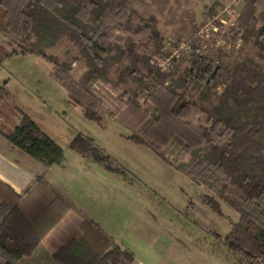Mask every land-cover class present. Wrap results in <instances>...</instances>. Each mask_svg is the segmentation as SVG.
Instances as JSON below:
<instances>
[{
	"label": "trees",
	"instance_id": "trees-1",
	"mask_svg": "<svg viewBox=\"0 0 264 264\" xmlns=\"http://www.w3.org/2000/svg\"><path fill=\"white\" fill-rule=\"evenodd\" d=\"M217 5L210 0L205 16ZM128 9V0H0V32L18 48L4 50L0 62L18 53L39 56L52 65L70 101L101 127L102 101L92 87L97 82L115 90L125 87L121 113L134 128L127 138L211 191L202 199L214 210L220 211V200L234 208L239 218L224 244L264 264V0H245L230 30L232 37L258 49L255 57L227 64L220 52L217 61L192 52L165 71L139 54L130 38L123 45L107 39V28L113 22L122 27ZM148 19L157 25L153 15ZM189 22L194 35L198 25L194 17ZM152 36L159 51L164 37L156 31ZM60 42L74 47L72 60L49 52ZM73 62L84 66L76 80L70 75ZM6 84L0 83V90ZM219 86L224 89L218 94ZM15 109L18 122L12 129L0 128V134L44 164L61 162L63 152L55 141ZM168 146L178 147L187 160H171L164 153ZM39 188L48 191L46 198ZM71 204L41 176L20 192L0 179V264H132L133 253L98 223L69 215Z\"/></svg>",
	"mask_w": 264,
	"mask_h": 264
},
{
	"label": "rangeland",
	"instance_id": "rangeland-1",
	"mask_svg": "<svg viewBox=\"0 0 264 264\" xmlns=\"http://www.w3.org/2000/svg\"><path fill=\"white\" fill-rule=\"evenodd\" d=\"M208 2L128 0L130 9L122 19L124 25L113 22L107 28V39L123 45L130 38L137 52L151 61L158 52L152 32L163 36L164 43L191 38L194 35L189 20L195 14L202 18ZM150 15L155 17L156 26L148 19ZM13 49L18 50L12 39L0 32V54ZM66 50L69 55L64 54ZM49 52L69 60L77 55L66 42H60ZM257 52L255 46L242 42L239 50L223 55L222 61L231 64L244 56L255 57ZM52 69L51 64L32 53L14 54L0 62V83H7L5 90H0V128L12 129L18 122L17 106L63 152L61 162L44 164L15 148L20 157L19 171L33 173V181L41 176L67 196L81 209L71 204L68 214L98 223L115 243L133 253L132 264H263L224 244V237L239 218L234 208L220 200V211L214 210L202 199L204 195H213L211 191L163 161L149 147L127 138L134 128L121 113L120 94L125 87L115 90L103 82L92 87V93L102 101L101 127L70 101ZM83 69L81 62H73L71 77L76 80ZM223 89L219 88L217 93ZM78 134L82 138L72 147ZM4 143L6 148L11 145L0 134V149L5 147ZM164 153L171 160H187L176 146L164 148ZM37 192L45 198L48 193L43 188ZM260 223L264 228V220Z\"/></svg>",
	"mask_w": 264,
	"mask_h": 264
},
{
	"label": "built area",
	"instance_id": "built-area-1",
	"mask_svg": "<svg viewBox=\"0 0 264 264\" xmlns=\"http://www.w3.org/2000/svg\"><path fill=\"white\" fill-rule=\"evenodd\" d=\"M244 3L245 0H230L217 6L199 25L194 36L187 40L166 41L150 62L165 71L192 52L209 59H215L219 52L223 55L236 52L242 40L232 37L230 30L236 25ZM219 88L222 89L219 86L217 90Z\"/></svg>",
	"mask_w": 264,
	"mask_h": 264
},
{
	"label": "crops",
	"instance_id": "crops-1",
	"mask_svg": "<svg viewBox=\"0 0 264 264\" xmlns=\"http://www.w3.org/2000/svg\"><path fill=\"white\" fill-rule=\"evenodd\" d=\"M217 1L220 4H223L228 2L229 0H217ZM208 3H206L205 5H207ZM194 18L196 20L195 21L196 24L199 25L203 22V20H205L204 18H206V16L204 14V16H202V18L199 19V17L195 14ZM4 140L6 139L4 138ZM4 146L5 147L3 149H0V179L5 183L9 184L10 186H12L17 192H20L27 185L33 182L34 179L33 173L31 174L23 170L19 171L18 164L20 163V160H18V158L20 157L19 155L15 154L16 152H18V151H14L16 147L10 145V147L6 148L5 143ZM11 155L16 156V158L11 157ZM8 156H10L11 158ZM65 197L70 201V199L67 196ZM71 203L74 204L73 202ZM74 207L81 211V209L77 205L74 204ZM105 233L107 234L106 231Z\"/></svg>",
	"mask_w": 264,
	"mask_h": 264
}]
</instances>
